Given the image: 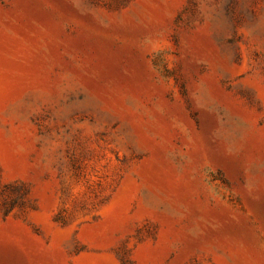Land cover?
Listing matches in <instances>:
<instances>
[{
    "label": "rangeland",
    "instance_id": "rangeland-1",
    "mask_svg": "<svg viewBox=\"0 0 264 264\" xmlns=\"http://www.w3.org/2000/svg\"><path fill=\"white\" fill-rule=\"evenodd\" d=\"M0 264H264V0H0Z\"/></svg>",
    "mask_w": 264,
    "mask_h": 264
}]
</instances>
